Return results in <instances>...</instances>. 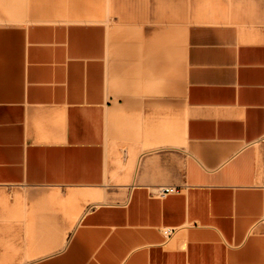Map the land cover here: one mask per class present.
<instances>
[{"label": "crops", "instance_id": "crops-1", "mask_svg": "<svg viewBox=\"0 0 264 264\" xmlns=\"http://www.w3.org/2000/svg\"><path fill=\"white\" fill-rule=\"evenodd\" d=\"M15 185L0 264H264V0H0Z\"/></svg>", "mask_w": 264, "mask_h": 264}, {"label": "rangeland", "instance_id": "rangeland-1", "mask_svg": "<svg viewBox=\"0 0 264 264\" xmlns=\"http://www.w3.org/2000/svg\"><path fill=\"white\" fill-rule=\"evenodd\" d=\"M177 55H172L173 67H179V60ZM178 71V70H177ZM176 70L172 71V76L175 77ZM51 189L49 187H33L28 185H15V186H4L0 187V207L3 205L12 204V206L23 205L25 208L26 204H31L34 201V196L42 190ZM4 196L6 199H4ZM18 209V208H17ZM2 215H0L1 217ZM19 217V215H16Z\"/></svg>", "mask_w": 264, "mask_h": 264}, {"label": "built area", "instance_id": "built-area-1", "mask_svg": "<svg viewBox=\"0 0 264 264\" xmlns=\"http://www.w3.org/2000/svg\"><path fill=\"white\" fill-rule=\"evenodd\" d=\"M175 191H178V188H176V187H164V188L159 189L158 192L160 195H165L166 193L175 192ZM164 234L170 235L171 230L165 229Z\"/></svg>", "mask_w": 264, "mask_h": 264}]
</instances>
